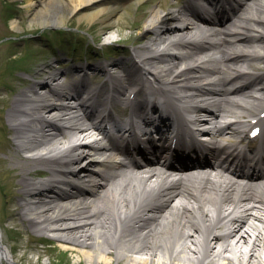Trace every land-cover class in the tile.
Wrapping results in <instances>:
<instances>
[{"label": "bare ground", "instance_id": "6f19581e", "mask_svg": "<svg viewBox=\"0 0 264 264\" xmlns=\"http://www.w3.org/2000/svg\"><path fill=\"white\" fill-rule=\"evenodd\" d=\"M158 3L131 27L130 37L135 30L147 35L135 42L133 70L123 59L58 62L61 69L46 64L34 72L43 79L0 87V150L10 153V160L0 158L9 192L3 209L11 222L24 223L22 232L50 233L87 263L264 264V181L229 176L220 163L166 172L156 158L131 163L90 139L102 133L93 102L130 103L137 113L164 95L169 107L192 102L187 107L207 112V120L195 119L206 124L255 113L264 103V65L257 62H264V0H241L229 22L215 18L208 27L192 16L188 0ZM26 7L32 21L56 27L77 16L105 28L117 17L112 0H29ZM142 94L145 100L131 102ZM241 122L217 133L232 142ZM42 173L48 177L34 179ZM191 231L203 237L200 250L190 245ZM4 262L15 264L0 230Z\"/></svg>", "mask_w": 264, "mask_h": 264}, {"label": "rangeland", "instance_id": "374dc122", "mask_svg": "<svg viewBox=\"0 0 264 264\" xmlns=\"http://www.w3.org/2000/svg\"><path fill=\"white\" fill-rule=\"evenodd\" d=\"M27 1L0 0V87L43 79L45 74L36 76L34 72L46 64L52 65L50 70L61 69L58 62L65 63L64 67H71L123 59L130 69L134 61V47L147 39L142 30H135L134 36L130 37L131 27L140 23L150 9H158V2L168 7L175 0H112L117 17L105 28L97 21L90 22L77 16L68 17L58 27L38 24L31 19ZM7 73L16 80L6 76ZM105 79L102 76L96 85L102 84ZM11 96L13 98L15 94ZM2 123L6 124L5 110ZM1 137L0 133V145L3 143ZM9 157V152L0 150L1 159L10 160ZM8 166H11L10 161ZM1 176L3 173L0 172V181L5 178ZM37 178L34 176V179ZM6 182L4 180L5 187L0 188V230L15 264H97L87 263L78 252L61 247L50 233L22 232L24 223L20 220L11 222L3 209V195L9 193ZM110 264L125 262L121 259Z\"/></svg>", "mask_w": 264, "mask_h": 264}]
</instances>
